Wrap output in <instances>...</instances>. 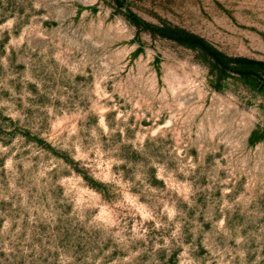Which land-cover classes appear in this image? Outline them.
I'll return each instance as SVG.
<instances>
[{
  "label": "rangeland",
  "instance_id": "rangeland-1",
  "mask_svg": "<svg viewBox=\"0 0 264 264\" xmlns=\"http://www.w3.org/2000/svg\"><path fill=\"white\" fill-rule=\"evenodd\" d=\"M0 264H264V0H0Z\"/></svg>",
  "mask_w": 264,
  "mask_h": 264
}]
</instances>
